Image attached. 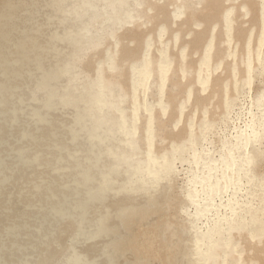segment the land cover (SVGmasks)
<instances>
[{"label": "bare ground", "instance_id": "1", "mask_svg": "<svg viewBox=\"0 0 264 264\" xmlns=\"http://www.w3.org/2000/svg\"><path fill=\"white\" fill-rule=\"evenodd\" d=\"M0 264H264V0H0Z\"/></svg>", "mask_w": 264, "mask_h": 264}]
</instances>
